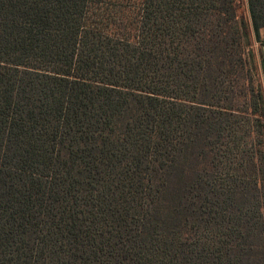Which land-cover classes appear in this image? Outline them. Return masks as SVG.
<instances>
[{
	"label": "trees",
	"instance_id": "obj_1",
	"mask_svg": "<svg viewBox=\"0 0 264 264\" xmlns=\"http://www.w3.org/2000/svg\"><path fill=\"white\" fill-rule=\"evenodd\" d=\"M264 0H0V264H264Z\"/></svg>",
	"mask_w": 264,
	"mask_h": 264
},
{
	"label": "rangeland",
	"instance_id": "obj_2",
	"mask_svg": "<svg viewBox=\"0 0 264 264\" xmlns=\"http://www.w3.org/2000/svg\"><path fill=\"white\" fill-rule=\"evenodd\" d=\"M256 53L258 55V58L264 57V47L261 49L260 46H255Z\"/></svg>",
	"mask_w": 264,
	"mask_h": 264
}]
</instances>
